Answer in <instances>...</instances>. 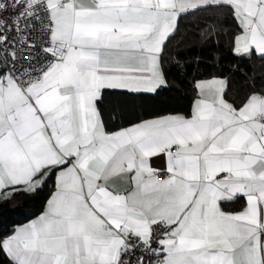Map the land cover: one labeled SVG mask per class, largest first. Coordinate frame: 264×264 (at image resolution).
I'll use <instances>...</instances> for the list:
<instances>
[{
    "label": "snow or ice",
    "instance_id": "1",
    "mask_svg": "<svg viewBox=\"0 0 264 264\" xmlns=\"http://www.w3.org/2000/svg\"><path fill=\"white\" fill-rule=\"evenodd\" d=\"M203 13L202 40L264 61V0H0V195L55 177L0 237L8 264H264V86L234 99L213 74L189 115L104 120L108 93L168 86V44Z\"/></svg>",
    "mask_w": 264,
    "mask_h": 264
},
{
    "label": "trees",
    "instance_id": "2",
    "mask_svg": "<svg viewBox=\"0 0 264 264\" xmlns=\"http://www.w3.org/2000/svg\"><path fill=\"white\" fill-rule=\"evenodd\" d=\"M212 16V13H203L182 21L180 31L166 50L168 86L158 94L108 93L105 96L104 120L110 130L166 114L189 115L196 97L193 81L210 78L213 74L223 73L230 77L228 95L234 99H242L253 84L257 88L264 86V61L256 57L237 60L228 51L226 36H214L209 42L201 39L198 28L214 23ZM231 25L229 21L226 30ZM237 64L241 65L239 72L229 71ZM54 178L35 192L20 191L10 198H0V237L11 234L16 225L27 222L43 211L54 190ZM0 264H8L2 253Z\"/></svg>",
    "mask_w": 264,
    "mask_h": 264
},
{
    "label": "crops",
    "instance_id": "3",
    "mask_svg": "<svg viewBox=\"0 0 264 264\" xmlns=\"http://www.w3.org/2000/svg\"><path fill=\"white\" fill-rule=\"evenodd\" d=\"M206 79H208V78H206ZM196 99V97L193 99V101H192V104H193V102H194V100ZM192 104H191V108H192ZM191 112V111H190ZM173 114H183V113H173ZM190 114V113H189ZM167 115V114H166ZM183 115H185V114H183ZM150 119V118H149ZM136 123H138V122H136ZM129 126V125H128ZM125 127H127V126H125ZM118 130V129H117ZM154 166H156V167H163V159L161 158V159H156L155 161H154ZM54 182H55V178H54ZM54 190H55V187H54ZM53 190V191H54ZM52 191V192H53ZM52 194V193H51ZM51 194H50V196H51ZM50 196H49V198H50ZM10 197H12V195H10ZM9 197V198H10ZM0 198H3V196L2 195H0ZM48 198V199H49ZM48 199H47V201H48ZM46 208H47V202H46V205H45V207H44V209H43V211L41 212V213H39L38 215H36L35 217H33L32 219H30V220H28L27 222H24V223H21V224H18V225H16L15 227H17V226H21V225H24V224H26V223H29L30 221H32V220H34V219H36L37 217H39L41 214H43V212L46 210Z\"/></svg>",
    "mask_w": 264,
    "mask_h": 264
}]
</instances>
